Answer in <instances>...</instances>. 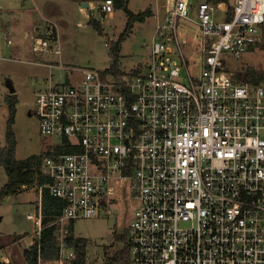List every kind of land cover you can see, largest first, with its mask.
I'll return each instance as SVG.
<instances>
[{
    "label": "built area",
    "instance_id": "built-area-1",
    "mask_svg": "<svg viewBox=\"0 0 264 264\" xmlns=\"http://www.w3.org/2000/svg\"><path fill=\"white\" fill-rule=\"evenodd\" d=\"M156 1L151 59L139 72L103 78L83 68L77 81L52 77L36 92L41 133L53 150L41 159L46 181L35 184L39 204L28 213L35 236L48 187L66 202L54 220L59 264L76 258L69 223L115 208L130 264H264V78L252 82L227 68L228 56L264 40V0H235L226 20L210 0L199 2L196 75L180 34L193 0ZM97 8L110 15L115 0ZM55 27L35 39L37 56L60 53Z\"/></svg>",
    "mask_w": 264,
    "mask_h": 264
},
{
    "label": "rangeland",
    "instance_id": "rangeland-1",
    "mask_svg": "<svg viewBox=\"0 0 264 264\" xmlns=\"http://www.w3.org/2000/svg\"><path fill=\"white\" fill-rule=\"evenodd\" d=\"M43 1L0 0V147H5L8 142L7 130L11 118L8 97L15 94L16 112L11 127L17 140L15 155L19 160H27L33 156L43 158L53 150L52 138L41 133L40 116L36 114V92L47 88L50 74H54L57 82L68 78L70 81H77V76L81 74L77 71L93 67L100 70L103 78H111V47L119 40V72H139L150 62V46L157 21L156 18L147 16L145 20L134 22L131 31L122 36L129 20L124 7L116 8L112 18L109 15L102 17L97 8L100 0H92L94 5L89 8L90 11L86 9V16L85 13H80L78 8H74V2L71 0H59L60 4L66 7L65 16L56 17L61 22L58 40L62 54L60 57H42L37 56L32 47L36 28L44 29L46 25L38 8ZM199 1L196 0V4ZM152 4L156 5V0H129L127 7L137 14ZM92 11L102 22L101 32L89 24ZM215 12L223 14L219 18L221 20L228 18L226 11L222 12L218 7ZM191 14H194V9ZM63 17L64 21H61ZM261 30L264 35V24ZM25 32L28 35L25 36ZM7 33L11 41L8 40ZM189 48L190 44L187 43L183 47L184 53L188 52ZM44 61L57 64L62 62L66 67L74 68L76 72L73 76L68 72L66 77L65 69H51L41 64ZM227 68L239 78H244L246 72L253 69L264 75V40L250 46L241 56H228ZM190 70L193 74L192 67ZM9 81L14 86V91H11ZM7 181L8 174L0 164V189ZM36 189V186H31L5 197L0 202V264H28L25 248L23 249L20 243L25 242L27 248L36 237V224L33 219L28 218V213L36 210L35 206L39 204V192ZM117 213L118 209L115 208V214ZM115 214L73 220L75 236L87 238L88 241L86 264H101L108 255L124 248L126 228ZM45 264L59 263L49 261Z\"/></svg>",
    "mask_w": 264,
    "mask_h": 264
},
{
    "label": "trees",
    "instance_id": "trees-1",
    "mask_svg": "<svg viewBox=\"0 0 264 264\" xmlns=\"http://www.w3.org/2000/svg\"><path fill=\"white\" fill-rule=\"evenodd\" d=\"M129 0H115V8L124 7L128 16L127 26L122 34L128 33L133 27V23L138 20H145V17L149 16L150 9L139 11L137 14L130 11L127 7ZM215 2L229 1V0H213ZM233 9L230 8L228 17L231 18ZM89 24L93 25L97 31L101 32L103 29L101 20H96L92 16L89 18ZM121 40L114 42L111 47V69L116 75H120L118 65L120 61L119 53L121 50ZM264 75L259 72L249 70L243 79L252 82H258L263 79ZM11 118L10 126L7 130L8 142L5 147H0V164L4 166L6 174H8V181L0 189V202L5 197L16 194L24 189H28L31 186H35L37 183H44L46 177L40 172V163L42 156L29 157L27 160H19L15 155L17 140L12 131L11 124L15 120L16 112V97L12 94L8 97ZM24 186L26 188H24ZM42 211H43V227L41 236L35 237L34 242L25 248V258L28 264H39V258L42 260L41 264H45L49 261H58L61 254V249L58 245V230L54 220L57 219L63 212L65 201L55 195H53L49 188L42 190ZM69 228L72 233L67 236V244L73 246L76 251V258L71 260L69 264H86L87 261V238L78 237L74 234L73 221L69 223ZM124 248H121L111 255L106 257L105 262L101 264H130V251L131 247L127 240V234L124 237Z\"/></svg>",
    "mask_w": 264,
    "mask_h": 264
},
{
    "label": "crops",
    "instance_id": "crops-1",
    "mask_svg": "<svg viewBox=\"0 0 264 264\" xmlns=\"http://www.w3.org/2000/svg\"><path fill=\"white\" fill-rule=\"evenodd\" d=\"M72 3H73V6L74 8H78L79 12L80 13H85L86 16L88 15L87 13V10L94 5V1L92 0H86L89 2L90 4V7H84L82 4H83V0H71ZM70 1V2H71ZM202 1V0H200ZM199 1V2H200ZM212 3L215 4V7L220 10V11H226V15H228V12L230 10V8L233 9V5H234V2L235 0H229V1H220V2H215L213 0H210ZM129 2V1H128ZM199 2L196 4V0H193L192 2V7H191V10H190V19H183L181 21V26H180V34L181 36L183 37V47L189 43L190 44V48H189V51L188 52H185L186 55H188L191 60H193V62H191V67H192V72L193 74H199L201 69H202V55H201V44L202 42H204V38L203 36L201 35L200 33V28H199V25L198 23L196 22V15H197V7ZM157 3V1H156ZM42 6V8H41ZM41 6H38V8H40V12L42 13V17L44 18V21H46V25L44 27V29H41V27H37L36 28V34L35 36L33 37V45L35 43V39L42 36L45 32V30L47 28H49L50 26L52 25H55V31L57 32V38H55V42H54V46L53 48L55 49L56 47L57 48H60V53L57 54V53H54V51H51V52H45L44 55H47V56H51V55H58L60 57V55L62 54V48H61V44H60V40H58V37H59V28H60V21L56 19V17L58 15H63L65 16V6H63L62 4H60V1L59 0H44L42 5ZM156 7H157V4L154 5H150V7H148L147 9H150L151 13L149 16L155 18L154 16V12L156 10ZM87 9V10H86ZM89 9V11H90ZM116 9V8H115ZM193 9H194V14H191L193 12ZM114 13V12H113ZM110 14L109 17H113L114 14ZM222 13L221 14H217V12H215V16L219 19L220 17H222ZM108 16V15H107ZM64 21V17L61 19V21ZM68 23H69V20L67 19ZM137 23V21H135ZM134 23H133V27H134ZM132 27V28H133ZM24 35H28L27 32L24 33ZM33 49V47H32ZM184 53V54H185ZM50 64H52L53 66H50ZM45 65H47L48 67H50L51 69L52 68H57L58 70L62 69L61 66L64 65V63L62 64V62L60 63H45ZM65 66V65H64ZM68 67L66 68H63L65 69V76L68 77ZM70 68V67H69ZM62 69V70H63ZM74 69V68H73ZM76 72L73 71L72 72V76L74 75V73ZM77 72H80V71H77ZM54 78V74H50L49 78ZM21 246L22 248H26V244L25 242L21 241ZM30 245V243L28 244ZM28 247V246H27ZM25 251V250H24ZM4 261H6V259H4Z\"/></svg>",
    "mask_w": 264,
    "mask_h": 264
},
{
    "label": "water",
    "instance_id": "water-1",
    "mask_svg": "<svg viewBox=\"0 0 264 264\" xmlns=\"http://www.w3.org/2000/svg\"><path fill=\"white\" fill-rule=\"evenodd\" d=\"M84 7H90V4H89V2L88 1H86V0H83V4H82ZM9 83H10V86H11V91H14V86L12 85V83L9 81Z\"/></svg>",
    "mask_w": 264,
    "mask_h": 264
}]
</instances>
